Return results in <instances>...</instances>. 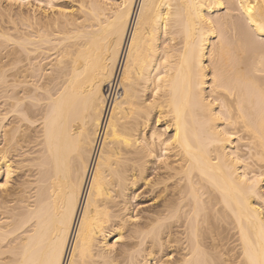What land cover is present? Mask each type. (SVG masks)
Wrapping results in <instances>:
<instances>
[{
  "label": "bare ground",
  "instance_id": "1",
  "mask_svg": "<svg viewBox=\"0 0 264 264\" xmlns=\"http://www.w3.org/2000/svg\"><path fill=\"white\" fill-rule=\"evenodd\" d=\"M104 1L78 0L75 29L30 15L38 27L0 30L15 44L0 50L5 144L24 147L40 116L39 185L0 191L1 210L17 201L0 210V264H264V0ZM53 41L47 82L30 85ZM139 185L155 204L135 219Z\"/></svg>",
  "mask_w": 264,
  "mask_h": 264
},
{
  "label": "rangeland",
  "instance_id": "2",
  "mask_svg": "<svg viewBox=\"0 0 264 264\" xmlns=\"http://www.w3.org/2000/svg\"><path fill=\"white\" fill-rule=\"evenodd\" d=\"M41 1V0H40ZM40 1H36L35 3H34V0H28L27 2H29V3H24L23 2V0H21V2H20V0H18L17 1V3L16 2H14L13 1V3H12V1L11 2H9L8 3V1H6V0H0V30L1 29H4V30H1V31H5V32H9L10 34L11 33H13L14 31L12 30V29H14L13 27H14V25L15 26H17V29L19 28V29H30V28H32V29H34V28H36V24H34L35 22H33L32 21V23H31V21L30 20H32L30 17H32V16H30V15H33V17L34 18H36L37 16V19H40V20H45V21H48V19H54L53 17L55 16L56 18L58 17V18H60V20L61 19H68L69 21H71V23L68 21V23H66L65 21H64V23H66V24H58V25H53V26H55V27H53L52 25L51 26H47V28H46V26H44L43 28L44 29H75V27H76V23H78V22H80V21H82V13L81 12H79L78 10L79 9H81L80 7V4H79V6H78V0H72V1H70V0H57V1H55V4H56V6L55 7H57V10H59V11H61V9H65L64 11H65V13L67 14L68 13V15H64L63 17H61L60 16V14H59V16H58V12L59 11H57L56 9H55V7H54V10H53V8H52V11L50 10V8L49 7H44L45 5L44 4H46L45 2H40ZM43 1V0H42ZM76 1H77V3H76ZM112 0H107V2H106V0L104 1L105 3H107V5H110V3H112L111 2ZM23 2V3H22ZM37 2H40L39 4H41V5H44V6H41V7H39L40 5L39 4H37ZM34 4V5H33ZM36 5V6H35ZM57 5H59V7L61 6H63V7H65V8H61V9H59L58 8V6ZM38 6V7H37ZM47 6V5H46ZM8 7V8H7ZM44 7V9H42ZM37 8V9H36ZM34 9V10H33ZM48 9V10H47ZM70 9H72V10H70ZM24 10V11H23ZM43 10H45V11H43ZM66 10H67V12H66ZM72 12V13H70V11ZM81 11V10H80ZM30 12V13H29ZM34 12V13H33ZM36 12V13H35ZM42 12L43 13V15H42V13H41V15H40V13ZM45 12H46V14H45ZM8 13V14H7ZM17 13V14H16ZM19 13V14H18ZM26 13H27V15H26ZM20 15V16H19ZM21 15H24V16H21ZM71 15V16H70ZM28 16V18H30V20L29 19H27V18H25V17H27ZM36 16V17H35ZM40 17V18H39ZM47 17V18H46ZM70 18V19H69ZM26 19V20H25ZM63 19V20H64ZM75 19V20H74ZM77 19V20H76ZM21 20V21H20ZM23 20H25V21H23ZM27 20H29V21H27ZM42 20V21H43ZM9 21V22H8ZM27 21V22H26ZM49 21H51V20H49ZM67 21V20H66ZM75 22V24H73V22ZM5 22V23H4ZM25 22V23H24ZM28 22H29V24L31 23L33 26H34V28L31 26L30 28L28 27V28H26V24H28ZM22 23H23V25L24 26H22ZM37 23V22H36ZM69 23H70V26H69ZM44 24V23H43ZM36 25V26H35ZM73 25V26H72ZM13 26V27H12ZM19 26V27H18ZM10 27V28H9ZM25 27V28H24ZM38 27V26H37ZM70 27H72V28H70ZM10 29V31H7V30H9ZM16 29V28H15ZM0 40H1V38H0ZM14 41H9L8 42V45L9 46H7V47H5V48H2L3 46H1V48H0V50L1 49H4V50H2V51H4V53H3V55H6L5 53L7 52V50H6V48H11L12 49V47H11V45L10 44H12ZM53 44L55 43L54 41L52 42ZM60 43V42H59ZM59 43H58V41H56V44H54L55 46L53 47V44H51V47H53L54 48V50L56 49V50H58V51H54V50H50V51H48L47 52V50L49 49H47V47H46V45H44L45 46V48L43 47L42 48V46H41V50L42 51H45V52H47V53H44V52H42L40 49H39V51H41L43 54H41L40 52H34V53H32V55H36V54H38V56L39 57H31L32 59H33V63L32 64H30V63H25L26 62V60H24L25 62H21L22 64L23 63H25V64H23V66L25 65V67H26V64H27V67L29 68V66H32L33 65V68L34 67H38V66H40L43 70H42V73H40L41 72V68H40V70H38V72L41 74H39L40 76H38L37 75V77L38 78H36V77H34V78H32V79H29V80H31V84L30 85H32V84H34V86H41L43 83H41V82H47V80H48V77H49V75L48 76H46L49 72L51 73L52 72V68L54 67L53 65L55 64L53 61H55V57L57 56L56 54H57V52H59V47L60 46H62V43H60L61 45H59ZM1 44H2V42H1ZM3 45V44H2ZM13 46H15V44L13 43L12 44ZM48 45V44H47ZM50 46V45H49ZM59 46V47H58ZM50 47V48H51ZM56 47H58V49L56 48ZM61 48V47H60ZM2 51H0V52H2ZM6 51V52H5ZM36 53V54H35ZM56 53V54H55ZM2 53H0V55H1ZM3 55H1L2 57H3V59L2 58H0L1 60V62H0V64L2 65V61L4 62V61H6V58H5V56H3ZM30 56H32L31 54H29ZM56 55V56H55ZM29 56V57H30ZM5 58V59H4ZM37 58V59H36ZM35 59V60H34ZM51 60V61H50ZM29 61H31V60H29ZM29 61H27V62H29ZM34 61H36V62H34ZM54 63V64H51V63ZM5 63V62H4ZM34 63L36 64V65H34ZM30 64V65H29ZM0 65V66H1ZM21 64H17V66H20ZM53 67H52V66ZM11 66H13V65H11ZM11 66L10 65H8L7 66V69H10V71H13V70H15V68L16 67H14V69L12 70V68H11ZM6 67V66H5ZM21 67V66H20ZM25 67H23V68H25ZM26 67V68H27ZM30 68H32V67H30ZM29 68V69H30ZM39 68V67H38ZM35 69V68H34ZM37 69V68H36ZM43 73H45V74H43ZM38 74V73H37ZM43 74V75H42ZM45 76V77H44ZM39 77H40V80H39ZM42 77V78H41ZM44 77V78H43ZM45 78H47V79H45ZM43 79H44V81H43ZM38 80V81H37ZM46 80V81H45ZM36 82V83H35ZM30 83V82H29ZM29 83L27 84V85H29ZM35 84H37V85H35ZM38 84H41V85H38ZM27 100V102H28V99H26ZM26 100H25V102H26ZM0 101H1V99H0ZM35 102H41L40 100H36ZM34 102V103H35ZM44 102V101H43ZM29 103V102H28ZM38 104V103H37ZM40 105H41V103H39ZM39 104L37 105V106H39ZM35 107H36V103H35ZM37 108H39V107H37ZM0 110H2V107L0 108ZM1 112V111H0ZM37 115V116H36ZM35 117L32 119V120H34L32 123H33V126H32V124L31 123H28V122H25V124H24V122L21 124L22 126H23V130L25 131H22V127H21V132H23L24 133V136H26V137H24V136H22V137H24V138H21V139H25L24 140V143H23V140H21V143H23V145H24V147L23 146H21V144L19 143V144H17V145H20V146H15V147H17V148H19V149H17L16 150V148L13 146L12 148H9L11 145H8L7 146V144H5V142L3 141V136H2V134H3V131H4V127L6 128L7 126L9 127V125L10 124H8L7 122H9V121H12L13 119H12V117L13 116H10V115H7V118H5L4 120H6V121H4V122H2L3 124L4 123H6V124H4L5 126H3V127H1L0 128V139H1V141H0V148H3V146L5 147V146H7V149H9V150H7L6 149V155H7V157H8V159L9 160H12V161H8V163L9 164H11V167H12V174L10 175L11 177H8L9 179H7L8 180V182H7V184H5L6 186V188H12V187H19V188H22L23 186H24V189L26 190L25 192H27V193H25V195L27 196V198H29V196H33V194H34V191L36 190V187L39 185V182H37V184H36V182H34V180H35V178L37 177V174H35L36 173V170H35V167L34 166H32V164H31V162L29 161V159L30 158H32L33 156H36V153H37V150H38V148H39V145L37 144V141H38V137L36 138L35 136H37L39 133H38V131H39V127H40V120H39V113L38 114H36L35 113V115H34ZM11 119V120H10ZM9 120V121H8ZM37 122H36V121ZM35 122V123H34ZM39 123V124H38ZM8 124V125H7ZM7 125V126H6ZM26 126H28V127H26ZM7 127V128H8ZM26 127V128H25ZM36 128V129H35ZM38 128V129H37ZM3 130V131H2ZM31 131V132H30ZM26 134V135H25ZM27 135H30L31 136V139H30V141L28 142V141H26V138H27ZM2 137V138H1ZM34 139V140H33ZM35 139H36V141H35ZM2 142V143H1ZM29 143L28 145H26L27 143ZM4 143V144H3ZM15 145V144H14ZM26 146V147H25ZM36 146H37V148H36ZM21 147V148H20ZM13 148H15L14 150H13ZM37 149V150H36ZM13 150V152H11ZM11 152V153H9V152ZM15 151V152H14ZM24 151V152H23ZM36 151V152H35ZM25 154V155H24ZM1 155V154H0ZM10 156V158H9V156ZM17 155V156H16ZM21 157V158H20ZM14 158V159H13ZM7 159V158H6ZM22 162V163H21ZM27 162V163H26ZM28 162H30V163H28ZM22 166H21V165ZM13 165V166H12ZM24 165V166H23ZM31 165V166H30ZM25 166H26V168H25ZM19 167V168H18ZM30 168V169H29ZM32 168V169H31ZM16 169H17V171H16ZM15 170V171H14ZM19 170V171H18ZM153 169H151V170H148V178H150L151 176H153V171H152ZM24 173V174H23ZM151 174V175H150ZM26 175V176H25ZM4 174L3 173H1V171H0V184H3L4 182H2V180H4ZM17 176V177H16ZM29 176V177H28ZM35 177V178H34ZM24 178H27V179H24ZM24 179V180H23ZM32 180V181H31ZM24 181V182H23ZM30 182H32V183H30ZM30 184V185H29ZM32 184V185H31ZM36 184V185H35ZM23 185V186H22ZM8 186H12V187H8ZM26 186V187H25ZM141 186V187H140ZM5 187H3L4 189H6ZM3 188H0V191L3 189ZM26 188H28V189H26ZM31 188V189H30ZM137 189V190H136ZM147 189L148 188H146L145 186L143 187L142 185H139V186H137V187H135L134 188V192H133V194L136 196V198H134V200H135V202H132V203H134L136 206H133V212H134V214H135V217H137V218H135V219H141L140 217L141 216H144L145 214H146V212H148L149 211V209H150V207L152 206H154V199H153V195L152 194H150V192H148L147 191ZM139 190V191H138ZM31 191V192H30ZM28 192H30V194L28 193ZM1 193V192H0ZM13 197V198H12ZM15 197L16 196H14V195H12V196H10V198H12L13 200H11V202H13V203H11V202H8L7 203V207L6 208H4V209H0L1 211H4L5 209H9L10 207H14V206H16L14 203H17V201L15 202ZM31 198H33V197H31ZM152 198V199H151ZM29 200V199H28ZM134 200H132V201H134ZM133 204V205H134ZM138 205V206H137ZM9 206V207H8ZM136 207V208H135ZM149 207V208H148ZM151 207V208H152ZM136 211V212H135ZM139 215H140V217H139ZM125 240V239H124ZM123 240V241H124ZM119 242H122V240L121 241H119ZM119 242H118V244H119ZM118 244H116V247H118L119 245ZM170 249V248H169ZM168 249V250H169ZM172 250H173V248H172ZM164 253L165 252H163L162 254H163V256H162V254H157L156 255V259L155 260H153L151 263L152 264H157L160 260H163L164 258H165V256H164ZM174 254H175V251H173V253L171 254V256L173 257L174 256ZM161 255V256H160ZM158 258H160V260L158 261ZM162 258V259H161ZM156 261V262H155ZM154 262V263H153ZM160 263V262H159ZM158 263V264H159Z\"/></svg>",
  "mask_w": 264,
  "mask_h": 264
},
{
  "label": "snow or ice",
  "instance_id": "3",
  "mask_svg": "<svg viewBox=\"0 0 264 264\" xmlns=\"http://www.w3.org/2000/svg\"><path fill=\"white\" fill-rule=\"evenodd\" d=\"M23 2H24V3H27V0H23ZM48 7H52V5L49 4ZM240 7H241V8H244V5L241 4ZM246 10H247V12H248L249 14H252V12H253V7H248ZM261 31L264 32V28H261ZM261 179L264 180V177H262ZM5 186H6V185H4V184H0V188L5 187Z\"/></svg>",
  "mask_w": 264,
  "mask_h": 264
}]
</instances>
